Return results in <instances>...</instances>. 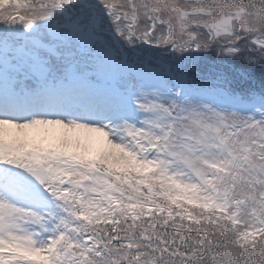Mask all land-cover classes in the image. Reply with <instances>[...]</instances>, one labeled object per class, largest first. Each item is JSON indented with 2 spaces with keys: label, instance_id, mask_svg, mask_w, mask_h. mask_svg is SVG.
<instances>
[{
  "label": "snow or ice",
  "instance_id": "snow-or-ice-1",
  "mask_svg": "<svg viewBox=\"0 0 264 264\" xmlns=\"http://www.w3.org/2000/svg\"><path fill=\"white\" fill-rule=\"evenodd\" d=\"M0 264H264V0H0Z\"/></svg>",
  "mask_w": 264,
  "mask_h": 264
},
{
  "label": "trees",
  "instance_id": "trees-1",
  "mask_svg": "<svg viewBox=\"0 0 264 264\" xmlns=\"http://www.w3.org/2000/svg\"><path fill=\"white\" fill-rule=\"evenodd\" d=\"M200 67H203V65H200ZM197 77L201 76L202 73L200 72L199 68L197 69V72L195 73ZM254 87H259V83L256 81H252Z\"/></svg>",
  "mask_w": 264,
  "mask_h": 264
},
{
  "label": "rangeland",
  "instance_id": "rangeland-1",
  "mask_svg": "<svg viewBox=\"0 0 264 264\" xmlns=\"http://www.w3.org/2000/svg\"><path fill=\"white\" fill-rule=\"evenodd\" d=\"M151 57H146V59H150ZM153 62H155V61H153Z\"/></svg>",
  "mask_w": 264,
  "mask_h": 264
}]
</instances>
